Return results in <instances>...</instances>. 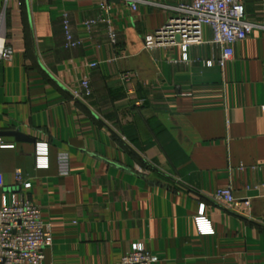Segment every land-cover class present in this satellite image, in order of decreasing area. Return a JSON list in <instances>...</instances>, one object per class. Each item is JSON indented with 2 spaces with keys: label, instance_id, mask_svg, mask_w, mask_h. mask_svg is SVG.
Listing matches in <instances>:
<instances>
[{
  "label": "crops",
  "instance_id": "1",
  "mask_svg": "<svg viewBox=\"0 0 264 264\" xmlns=\"http://www.w3.org/2000/svg\"><path fill=\"white\" fill-rule=\"evenodd\" d=\"M189 1L0 0L12 51L0 57V145H13L0 147V207L16 193L40 208L52 235L41 264H115L135 241L155 264H264V0H243L258 27L223 65L207 26L186 57L144 46ZM85 79L91 94L77 99ZM36 143L47 144L44 168ZM225 186L232 207L214 197Z\"/></svg>",
  "mask_w": 264,
  "mask_h": 264
},
{
  "label": "built area",
  "instance_id": "2",
  "mask_svg": "<svg viewBox=\"0 0 264 264\" xmlns=\"http://www.w3.org/2000/svg\"><path fill=\"white\" fill-rule=\"evenodd\" d=\"M103 8H108L111 0H100ZM132 9L136 5L131 3ZM4 10L0 15V24L4 20ZM207 26L211 32L210 42L221 47V54L217 59L219 65L233 56V46L255 30L258 25L251 21L245 13L243 0H190L171 7V16L163 27L147 33L143 37L144 46L153 48L158 45H178L186 57L189 46L203 42L202 28ZM66 45L75 46L77 41L69 29L68 15H63ZM114 34L111 33V38ZM11 48L0 43V57L10 58ZM210 64L211 62L208 61ZM95 66L94 64L90 65ZM124 74V80H128ZM72 94L77 99H83L91 94L88 81L82 80L79 87L74 88ZM13 145L1 144L0 147ZM35 158L37 168L47 166V144L36 143ZM69 153L60 150L57 154L58 174H69ZM16 184L29 188L30 183L24 181L21 171L15 173ZM214 197L224 205L232 207L236 203L230 186L219 188ZM245 205L249 201L244 202ZM204 204L201 203L197 215L194 217L199 233L211 231L210 221L204 216ZM52 244L50 225L42 221L40 208L22 195L13 193L10 201L5 197L0 207V264H41L44 259V249ZM158 257L147 250L143 242L131 243L129 250L115 264H155Z\"/></svg>",
  "mask_w": 264,
  "mask_h": 264
},
{
  "label": "water",
  "instance_id": "3",
  "mask_svg": "<svg viewBox=\"0 0 264 264\" xmlns=\"http://www.w3.org/2000/svg\"><path fill=\"white\" fill-rule=\"evenodd\" d=\"M1 134H5V135H9V136H13L16 140L18 141H23V140H31L27 135L18 132V131H7L5 133H1Z\"/></svg>",
  "mask_w": 264,
  "mask_h": 264
},
{
  "label": "bare ground",
  "instance_id": "4",
  "mask_svg": "<svg viewBox=\"0 0 264 264\" xmlns=\"http://www.w3.org/2000/svg\"><path fill=\"white\" fill-rule=\"evenodd\" d=\"M0 43H1V41H0Z\"/></svg>",
  "mask_w": 264,
  "mask_h": 264
}]
</instances>
